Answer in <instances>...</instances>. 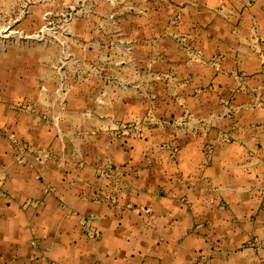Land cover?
<instances>
[{
	"label": "crops",
	"instance_id": "obj_1",
	"mask_svg": "<svg viewBox=\"0 0 264 264\" xmlns=\"http://www.w3.org/2000/svg\"><path fill=\"white\" fill-rule=\"evenodd\" d=\"M96 7L69 28L65 98L57 46L3 57L0 264H264V0ZM14 136L49 157L21 162Z\"/></svg>",
	"mask_w": 264,
	"mask_h": 264
},
{
	"label": "rangeland",
	"instance_id": "obj_2",
	"mask_svg": "<svg viewBox=\"0 0 264 264\" xmlns=\"http://www.w3.org/2000/svg\"><path fill=\"white\" fill-rule=\"evenodd\" d=\"M94 1L95 3L93 4L81 2L79 6L70 5L62 11L55 13L47 12L43 14L41 23L39 24V19L36 20L34 18L35 13L38 16L39 10H35L34 7L30 8L34 5V0H0V66L4 61L3 57L8 49H33L37 47L47 49L57 46L59 49L58 55L52 66L58 83L56 91L59 97L65 98L68 92L66 69L71 57L70 44L72 40L70 39L69 28L74 19L80 15H90L96 10L97 2L100 0ZM105 1L112 6L116 5V0ZM109 17L111 21H115L114 15H110ZM100 26L103 27V23ZM42 29H44V35L39 36V39L31 38V36L36 35ZM124 48L128 52H131L133 45L127 41L124 43ZM23 102L19 101L13 104L14 108L24 109L22 105L30 106L29 103ZM20 142L25 143L26 141L21 140Z\"/></svg>",
	"mask_w": 264,
	"mask_h": 264
},
{
	"label": "built area",
	"instance_id": "obj_3",
	"mask_svg": "<svg viewBox=\"0 0 264 264\" xmlns=\"http://www.w3.org/2000/svg\"><path fill=\"white\" fill-rule=\"evenodd\" d=\"M45 29V28H44ZM44 29H42L39 33H37L36 35L31 36V38H37L39 39V36L44 35ZM22 107L24 108H29L31 109V107L28 105H22ZM128 130H131L132 132H137L139 130V126L137 125H130L127 127ZM126 130V129H125ZM13 143L16 144V146H18V158L21 162H25V154L28 152H32V153H36V157L39 161H44L48 158V151H44V150H37L35 149L31 144L29 143H22L19 141L18 138H16L14 136V138L12 139ZM121 170L116 169L114 166H109V167H104L102 169H100L98 171V176L101 179L113 182L118 180L119 176H121ZM44 193L45 194H51L52 193V188L50 187H45L44 188ZM105 196L103 192H98L96 193L95 197L93 198L94 201L96 202H102L104 200ZM112 199H114L113 197H111ZM34 203L35 205H39L40 202H34L31 201V204ZM93 219L89 218H82L81 220V224L84 230V233L86 235H88L91 238H98L100 232L93 226L92 224ZM36 242L34 241V244ZM199 263L205 262L206 258L204 257V255L199 254Z\"/></svg>",
	"mask_w": 264,
	"mask_h": 264
}]
</instances>
